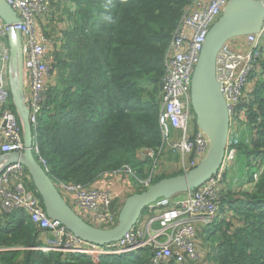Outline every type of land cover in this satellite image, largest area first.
I'll return each instance as SVG.
<instances>
[{"label":"trees","instance_id":"obj_1","mask_svg":"<svg viewBox=\"0 0 264 264\" xmlns=\"http://www.w3.org/2000/svg\"><path fill=\"white\" fill-rule=\"evenodd\" d=\"M190 1L47 0L48 12L39 23L52 42V79L33 136L53 182L88 186L128 167L135 193L146 189L139 182L148 179L151 159L137 154L150 151L156 158L161 146L163 58ZM249 83L242 105L248 127L236 146V159L248 172L246 182H252V169L261 168V174L251 191L221 193L217 221L206 230L214 264H264V54ZM8 108L15 113L11 97ZM180 174L155 175L149 185ZM28 188L39 197L31 182ZM121 205L113 202L116 214ZM2 216L8 222L0 227V248L20 250L1 252V264H19L17 253H23L22 264L149 262L148 251L94 257L44 254L34 250L40 232L24 211Z\"/></svg>","mask_w":264,"mask_h":264},{"label":"built area","instance_id":"obj_2","mask_svg":"<svg viewBox=\"0 0 264 264\" xmlns=\"http://www.w3.org/2000/svg\"><path fill=\"white\" fill-rule=\"evenodd\" d=\"M4 1L16 13L19 23L8 26L0 19V56L4 62L0 67V155L22 151L20 128L15 115L7 109L6 39L11 29L20 35L25 103L33 128L45 100L47 85L52 79V42L42 33H36L39 20L48 12L47 0ZM228 1L191 0L165 50L158 116L161 135L159 153L177 155V168L182 171L195 167L208 149L206 137L194 125L190 106L191 77L206 34ZM263 38L264 24L259 34L233 39L217 53L215 78L230 117L227 147L217 174L194 192L174 199H160L150 205L137 226L119 242L103 247L85 243L75 238L59 222L49 219L41 201L27 187L28 176L19 164L10 165L0 173V209L6 213L23 210L28 215L40 232L35 249L44 254L60 252L64 255L94 257L148 251L149 264L197 263L196 232L210 226L217 217L224 175L234 163L239 141L243 119L239 107L246 97L249 76L262 55L260 43ZM39 161L44 166V161ZM260 174L261 169L253 172L254 183ZM126 175H132L128 167L110 174L114 178ZM151 178L152 173L140 185L148 186ZM55 186L86 222L95 227H108L116 223L117 214L107 192L59 181H55Z\"/></svg>","mask_w":264,"mask_h":264},{"label":"water","instance_id":"obj_3","mask_svg":"<svg viewBox=\"0 0 264 264\" xmlns=\"http://www.w3.org/2000/svg\"><path fill=\"white\" fill-rule=\"evenodd\" d=\"M0 19L8 26L19 23L16 13L4 0H0ZM263 23L264 0H230L226 4L220 18L206 34L191 79L190 102L195 125L209 143L205 157L188 172L162 179L143 192L128 196L120 208L116 225L107 229L83 221L62 198L33 155L29 112L24 102L20 36L11 29L7 35L8 50L9 56L15 58L16 68L14 75H8V86L22 129L23 150L21 153L0 155V172L16 163L24 167L46 216L58 221L75 238L97 246L120 241L136 225L149 205L159 199L192 192L216 174L224 156L229 131L228 109L215 78L216 56L231 39L258 34Z\"/></svg>","mask_w":264,"mask_h":264},{"label":"clouds","instance_id":"obj_4","mask_svg":"<svg viewBox=\"0 0 264 264\" xmlns=\"http://www.w3.org/2000/svg\"><path fill=\"white\" fill-rule=\"evenodd\" d=\"M230 1V0H229ZM228 1V2H229ZM225 8V7H224ZM223 11V10H222ZM221 16V15H220ZM220 18V17H219ZM218 18V19H219ZM217 19V20H218ZM18 24V23H17ZM264 24V23H263ZM263 27V26H262ZM37 28L39 29V30H41V27H40V23L39 24H37ZM211 28V27H210ZM261 30H262V28H261ZM261 30H260V32H261ZM259 32V33H260ZM40 33H41V31H40ZM258 33V34H259ZM253 35H256V34H253ZM20 36V35H19ZM248 36V35H247ZM245 37V36H244ZM242 38V37H241ZM234 39H237V38H234ZM231 40H233V39H231ZM230 40V41H231ZM170 41V40H169ZM263 41H264V38H263V40L261 41V43H260V50H261V52H262V54H264V49L262 48V43H263ZM229 42V41H228ZM227 43V42H226ZM225 43V44H226ZM264 44V43H263ZM6 46H7V49H8V42H7V39H6ZM20 48H21V45H20ZM165 54V53H164ZM8 55H9V50H8ZM262 56V55H261ZM199 57V56H198ZM22 58V57H21ZM260 59V58H259ZM164 67V66H163ZM255 68V67H254ZM22 69H23V65H22ZM194 71V70H193ZM193 74V73H192ZM191 79H192V77H191ZM23 85H24V72H23ZM6 86H7V88H8V101H7V109H9L8 108V102H9V98L11 97V93H10V90H9V86H8V76H7V72H6ZM190 87H191V85H190ZM161 88H162V85H161ZM250 89V83H249V85H248V88H247V90H246V92L248 91ZM25 92H26V89H25V85H24V102H25ZM161 92V91H160ZM246 94V93H245ZM161 100V99H160ZM12 101V100H11ZM25 105H26V103H25ZM242 105H243V102H242V104L240 105V107H239V109H240V111H242ZM190 106H191V102H190ZM26 107H27V105H26ZM27 109H28V107H27ZM161 109V108H160ZM10 110V109H9ZM11 111V110H10ZM191 111H192V108H191ZM28 112H29V110H28ZM14 115H15V117H16V120H17V123H18V126H19V128H20V132H21V140H22V129H21V125H20V123H19V120H18V117H17V115H16V113H13ZM192 114H193V112H192ZM229 114V113H228ZM159 116V115H158ZM193 116H194V114H193ZM244 117V115H242V118ZM28 121H29V116H28ZM30 123V122H29ZM194 125H195V116H194ZM30 126H31V124H30ZM158 126H159V124H158ZM36 127V126H35ZM195 127H196V125H195ZM248 126H247V124H245V121H244V119H242V123H241V127H240V136H239V140H241V138H242V135H243V131H244V129L245 128H247ZM197 128V127H196ZM229 128H230V117H229ZM34 129L35 128H33L32 126H31V131H32V151H33V155H34V157H35V159L37 160V162H38V164L42 167V169H43V165L40 163V161H39V159H41L40 157H38V151L36 152L35 150H37V147H36V145L34 144V136H33V133H34ZM198 129V128H197ZM160 130V129H159ZM199 130V129H198ZM200 131V130H199ZM203 134V133H202ZM204 135V134H203ZM161 136V135H160ZM205 136V135H204ZM228 136H229V131H228ZM206 137V136H205ZM207 139V138H206ZM208 141V140H207ZM227 141H228V137H227ZM239 142V141H238ZM208 147H209V143H208ZM226 147H227V143H226ZM160 148V147H159ZM236 149V148H235ZM22 150H23V143H22ZM208 150V149H207ZM225 151H226V148H225ZM22 152V151H21ZM20 152V153H21ZM14 153V152H13ZM236 153H237V150H236ZM236 153H235V160H234V162L236 163ZM6 154H10V153H6ZM1 155H3V154H1ZM153 153L152 152H150V151H141V152H139L138 154H137V158L138 159H145V158H150V157H153ZM206 155V154H205ZM224 155H225V152H224ZM205 157V156H204ZM161 158V159H160ZM162 158L163 159H166V160H173L174 159V161H177V162H175L176 164H175V167H176V169L177 170H179L178 172H181L182 174H184V173H186V172H188L189 170H191V169H193V168H195L197 165H198V163L200 162H198L197 163V165L195 166V167H193V168H190V169H188V170H186V171H182V170H180V169H178L177 168V166H178V162H179V157L177 156V155H173V154H171V153H169L167 156L166 155H164V154H162V153H159V149H158V151H157V157L155 158V163L153 162L152 163V166H153V164H155V166L152 168V167H150V171L151 172H155V170L154 169H156V165H158V164H160V163H162L161 161H162ZM223 158H224V156H223ZM151 159V158H150ZM160 159V160H159ZM42 160V159H41ZM203 160V159H202ZM201 160V161H202ZM43 161V160H42ZM222 161H223V159H222ZM45 163V162H44ZM16 164H18V163H16ZM163 164V163H162ZM221 164H222V162H221ZM12 165H14V164H12ZM20 165V164H19ZM45 165V164H44ZM233 165V164H232ZM10 166V165H9ZM221 166V165H220ZM8 167V166H7ZM24 168V167H23ZM151 168L153 169V170H151ZM220 168V167H219ZM5 169V168H4ZM257 169H261V168H257ZM257 169H252L251 170V172H252V175H250V176H252L251 178H252V182H246L247 181V179H248V177H247V174H248V172L246 171V173L244 174V175H246V179H244V175H242V177H241V179H240V181H239V183L237 184V190H241V191H243V192H247V191H251L252 190V188H253V186H254V182H253V172L254 171H256ZM25 170V169H24ZM44 170V169H43ZM243 170H245V169H243ZM3 171V170H2ZM1 171V172H2ZM119 171V170H118ZM219 171V169L217 170V172ZM0 172V173H1ZM25 172H26V170H25ZM217 172H216V174H217ZM46 173V172H45ZM132 173V172H131ZM228 173V172H227ZM226 173V174H227ZM26 174H27V176H28V184L31 182V180H30V177H29V175H28V173L26 172ZM151 174V173H150ZM150 174H149V176H150ZM215 174V175H216ZM226 174L224 175V179H223V189L221 190V192H220V195H221V193L224 191V190H226V188H225V182H226ZM181 175V174H180ZM215 175H213V176H215ZM154 175H152V177H153ZM212 176V177H213ZM102 177H104V178H108V179H117V178H121V180H125V178H127V177H130L131 179L133 178V173H132V175H126V176H121V177H117V178H114V177H111L110 175H105V176H102ZM211 177V178H212ZM149 178V177H148ZM210 178V179H211ZM209 179V180H210ZM148 180V179H147ZM147 180H145V181H147ZM209 180H207V181H209ZM52 181V180H51ZM145 181H141V182H139V185H140V183H143V182H145ZM206 181V182H207ZM53 182V181H52ZM205 182V183H206ZM95 183V182H94ZM93 183V184H94ZM204 183V184H205ZM28 184H27V187H28ZM31 184H32V182H31ZM53 184L55 185V181L53 182ZM68 184V183H67ZM93 184H91V185H88V186H84V187H91V188H93V189H95L94 187H93ZM150 184V183H149ZM148 184V186H144V187H146V189L149 187V186H151V185H149ZM80 185V184H79ZM126 185L128 186L127 187V190H129V183H127L126 182ZM203 185V184H202ZM201 185V186H202ZM33 186V185H32ZM140 186H142V185H140ZM200 186V187H201ZM56 187V186H55ZM199 187V188H200ZM244 188V190L243 189H239V188ZM199 188H197V189H199ZM56 189H57V191L61 194V192L58 190V188L56 187ZM196 189V190H197ZM230 190H235L236 188L235 187H233L232 186V188H229ZM95 190H99V191H105V190H100V189H95ZM196 190H194V191H196ZM194 191H192V192H194ZM106 192V191H105ZM108 193V192H107ZM188 193H191V192H188ZM133 194V193H132ZM131 193H130V195H132ZM135 194V193H134ZM184 194H187V193H183V194H180V195H177V196H174V197H172V198H169V199H174V198H177V197H179V196H182V195H184ZM109 195V194H108ZM61 196H62V198L66 201V203L70 206V204L67 202V200L65 199V197L61 194ZM128 197V196H127ZM127 197H125L124 199H122V205H123V202H124V200L127 198ZM39 200H40V198L39 197H37ZM160 200V199H159ZM219 200H220V198H219ZM41 201V200H40ZM158 201V200H157ZM156 201V202H157ZM113 202L114 201H112V204H113ZM155 203V202H154ZM153 203V204H154ZM41 205H42V202H41ZM122 205H121V207H122ZM152 205V204H151ZM150 206V205H149ZM148 206V207H149ZM218 206H219V204H218ZM71 207V206H70ZM120 207V208H121ZM148 207L144 210L145 212L147 211V209H148ZM42 208H43V206H42ZM72 208V207H71ZM73 209V208H72ZM44 210V209H43ZM74 210V209H73ZM2 211V213L4 212L3 210H1ZM23 211V210H22ZM119 211H120V209L118 210V213H119ZM143 211V213L141 214V216H140V218H139V220H138V222L136 223V225L135 226H137V224L139 223V221L141 220V218L143 217V215L145 214V212ZM45 212V211H44ZM74 212L77 214V212L74 210ZM217 212H218V210H217ZM118 213H117V217H118ZM78 215V214H77ZM28 216V215H27ZM83 221H85L86 222V220H84L83 218H82V216H80V215H78ZM29 220H30V218H29ZM52 220V219H51ZM55 221V220H54ZM217 221V217H216V219H215V221L210 225V226H208V227H205V228H203V229H199L197 232H196V243H197V253H198V258H199V260H198V262L197 263H195V264H198L199 263V261H200V257H199V252H198V234L199 233H205L206 234V236H207V232H206V230L209 228V227H211L215 222ZM31 222V221H30ZM58 222V221H57ZM87 224H89V225H91L90 223H88V222H86ZM116 223H117V219H116ZM116 223L113 225V226H115L116 225ZM32 224V223H31ZM33 225V224H32ZM34 226V225H33ZM91 226H93V225H91ZM113 226H108V227H105V228H101V229H107V228H111V227H113ZM134 226V227H135ZM95 227V226H94ZM133 227V228H134ZM97 228H100V227H97ZM132 229V228H131ZM130 229V230H131ZM38 230V229H37ZM128 233V232H127ZM38 239V238H37ZM80 240V239H79ZM122 240V239H121ZM82 241V240H81ZM205 241L207 242V240L205 239ZM119 242V241H118ZM86 243V242H85ZM116 243V242H115ZM90 244V243H89ZM112 244V243H111ZM94 245V244H93ZM109 245V244H108ZM38 245H36L35 247H37ZM97 246V245H96ZM104 246H106V245H104ZM35 247H34V250H36L35 249ZM98 247H103V246H98ZM37 251H39V250H37ZM1 252H4V250H0V253ZM211 257H212V255H211ZM211 257H209V260L211 259ZM210 263L211 264H214L211 260H210ZM148 264H149V262H148Z\"/></svg>","mask_w":264,"mask_h":264},{"label":"rangeland","instance_id":"obj_5","mask_svg":"<svg viewBox=\"0 0 264 264\" xmlns=\"http://www.w3.org/2000/svg\"><path fill=\"white\" fill-rule=\"evenodd\" d=\"M263 43H264V41H263ZM263 43H262V48L264 49V44ZM11 63H12V66H11ZM15 68H16L15 58L14 57L11 58L8 55V60H7V63L5 64V69H6V72H7V76L9 74H12V73L14 75L15 74ZM249 140H250V138L248 136L247 139H246V142H249ZM150 158H151V162H150L151 164L150 163L148 164L147 170L149 169V172L152 173V175H154V176L155 175H160V174L171 175V174L176 173V172L179 171V170L176 169L175 166H173V167L169 166V167L165 168V166H163L164 164L160 163V164L156 165L157 167H156V169H154L155 172L153 173V172L150 171V167L153 168L155 166V164H153V166H152V163L153 162L155 163V161H154L155 157H150ZM152 168H151V170H153ZM245 173H246V171L243 170V165L239 164L238 161L236 160V163L235 162L233 163L231 169L226 174V182L224 184L225 188L229 189V188H232V186H233V187L236 188L235 189V191H236L237 190V184L239 183L242 175H244ZM244 179H246V175H244ZM125 180H126L127 183H129V190L125 194V197H126L130 193L134 194L136 192L135 190L138 189V188H135V190H134V186L132 184L133 180L130 177L125 178ZM143 180H141V181H143ZM239 189H243L244 190L243 187L239 188ZM207 243H208V245H205ZM199 247H200V243H198V251H199ZM202 249H204V250L207 249L209 251H212L211 250V241H207V242L203 241L202 242ZM212 254L213 253H200V251H199L200 261H199L198 264H211L210 260H209V256L211 257ZM143 257H145V256L143 255Z\"/></svg>","mask_w":264,"mask_h":264},{"label":"crops","instance_id":"obj_6","mask_svg":"<svg viewBox=\"0 0 264 264\" xmlns=\"http://www.w3.org/2000/svg\"><path fill=\"white\" fill-rule=\"evenodd\" d=\"M54 16H57V13H55ZM40 31L41 30H39L36 27V33L40 34ZM3 64H4L3 57L0 56V67ZM177 161H174V159L173 160H166V159L162 158L161 162L164 164L163 166H165V168H167L169 166H171V167L175 166V164H176L175 162H177ZM93 187L95 189L105 190L106 192H108L110 199L112 201H114V202L118 201V203H120L122 201V199L125 197V194L128 192V190H127L128 186L126 185V180H121V178L108 179V178L100 177L93 184ZM7 222L8 221L2 216V211L0 209V227L4 226ZM205 239H206V234L205 233H199L198 234V240L197 241H198V243H200V247H199L200 253H213L212 251H209L207 249L206 250L202 249V242L203 241L206 242ZM205 245H208V243L205 244ZM0 250H4V252H5V251H8V250H20V248H10V249L0 248ZM17 254H18V256H17L15 262H19V264H22L24 262L23 261V253H17ZM0 256H1V253H0Z\"/></svg>","mask_w":264,"mask_h":264}]
</instances>
